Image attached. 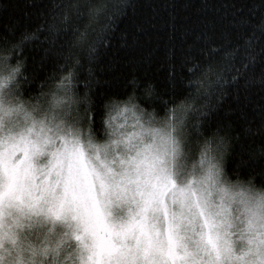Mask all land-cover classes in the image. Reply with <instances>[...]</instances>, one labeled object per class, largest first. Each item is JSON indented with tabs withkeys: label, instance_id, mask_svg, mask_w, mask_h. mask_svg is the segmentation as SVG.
Listing matches in <instances>:
<instances>
[{
	"label": "clouds",
	"instance_id": "clouds-1",
	"mask_svg": "<svg viewBox=\"0 0 264 264\" xmlns=\"http://www.w3.org/2000/svg\"><path fill=\"white\" fill-rule=\"evenodd\" d=\"M22 79V65L0 60V172L5 161L19 162L36 184L32 196L0 197V264H96L95 229L83 209L73 211L66 178L87 189V208L98 202L105 237V227L115 233L140 219L150 194L167 189L146 213V234L113 235L137 264H146V253L168 264L170 246L179 264H264V183L255 173H229L227 133L196 134L170 121L150 95L147 103L109 98L97 128L83 93L25 96Z\"/></svg>",
	"mask_w": 264,
	"mask_h": 264
},
{
	"label": "trees",
	"instance_id": "trees-1",
	"mask_svg": "<svg viewBox=\"0 0 264 264\" xmlns=\"http://www.w3.org/2000/svg\"><path fill=\"white\" fill-rule=\"evenodd\" d=\"M219 3L221 0H0V60L23 66L25 96L57 90L83 93L84 112L97 128L109 98L147 103L145 96L150 95L151 103L168 119H180L196 134L213 129L227 133L232 140L229 173H255L257 183H264V121L259 116L260 106H264V76L259 63L247 91L243 81L238 85L237 99L234 89L220 98L219 90L228 87L223 65L230 58L210 51L222 45L231 48L237 43L235 33L231 44L214 35L204 54L193 49V58L184 60L201 30V19L214 17V6ZM239 3L243 5L241 15H250L252 10L256 19L264 0ZM53 20L56 30L50 34L48 25ZM5 25L12 31L6 33ZM108 34L109 44L96 42L98 36L107 38ZM80 115L82 118L83 113Z\"/></svg>",
	"mask_w": 264,
	"mask_h": 264
},
{
	"label": "snow or ice",
	"instance_id": "snow-or-ice-1",
	"mask_svg": "<svg viewBox=\"0 0 264 264\" xmlns=\"http://www.w3.org/2000/svg\"><path fill=\"white\" fill-rule=\"evenodd\" d=\"M214 7L216 15L212 18L205 16L201 19V30L197 34V39L189 46L188 54L184 56V60L189 61L193 58L191 55L193 49L204 54L207 46L212 43L214 35L220 40L231 44L230 38L235 33L237 43L232 45L231 48H228L227 45H222L211 47L210 51L213 55L219 52L225 58H230L223 65L224 82L228 87H222L219 90L220 98L227 96L230 89H234L238 99L240 92L238 85L243 81L244 90L247 91V86L252 80V72L257 63H259L261 74L264 76V3L260 5L259 15L256 19H253V17H256L257 14L252 10H250V15L240 14L243 10V5L239 3V0H221V3ZM41 27H44V25H41ZM55 30L53 20L48 25V31L51 34ZM4 31L6 33L11 32L12 28L5 25ZM31 36L36 38V33H32ZM25 39H27V36ZM124 39L122 37V41ZM96 42L103 45L109 44L111 42L110 34H108L107 38L98 36ZM261 85L264 86V79L261 80ZM148 87L150 88L151 85ZM241 115H244L242 110ZM259 116L264 121V106H260ZM35 190L34 177L27 174V169L21 172L19 170V162L16 165H13L11 160L3 163V171L0 172V197L5 194L10 197L16 195L18 198L25 195L32 196ZM166 191L167 189L162 185L159 191L150 194L149 199L141 210L144 214L140 216V219L133 218L129 225L115 233L105 227L104 230L109 232V235L105 237L103 231H101L104 221L98 202L91 209L85 206L87 189L79 187L75 178H66L63 184V192L66 195H72L73 211H77L78 208L83 209V222L95 229L97 237L96 264H137L136 253L126 244H117L113 239V235L115 234L121 241H124L131 238L134 234L137 235V239H139V233L146 234V213L157 202L161 205L163 204V196ZM91 195L92 199L95 200L94 191ZM165 255L167 256L168 264H179L181 260V256L176 252L175 246H170ZM145 260L146 264H155L154 260L147 259V253L145 254Z\"/></svg>",
	"mask_w": 264,
	"mask_h": 264
},
{
	"label": "rangeland",
	"instance_id": "rangeland-1",
	"mask_svg": "<svg viewBox=\"0 0 264 264\" xmlns=\"http://www.w3.org/2000/svg\"><path fill=\"white\" fill-rule=\"evenodd\" d=\"M169 120L170 121H175L177 124H181L182 125L181 120L180 119H177L176 117L169 118ZM0 151H3V148L2 147H0Z\"/></svg>",
	"mask_w": 264,
	"mask_h": 264
}]
</instances>
